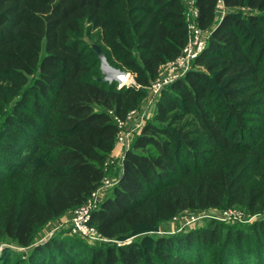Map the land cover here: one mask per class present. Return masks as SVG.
<instances>
[{
  "label": "trees",
  "instance_id": "16d2710c",
  "mask_svg": "<svg viewBox=\"0 0 264 264\" xmlns=\"http://www.w3.org/2000/svg\"><path fill=\"white\" fill-rule=\"evenodd\" d=\"M222 2L219 18V0H197L207 45L160 92L92 212L109 243L39 237L109 176L115 116L140 106L188 41L185 0H0V264H207L205 249L222 264H262L264 250L223 223L126 243L185 211L264 209V131L254 125L264 122V0ZM93 44L136 85L101 81Z\"/></svg>",
  "mask_w": 264,
  "mask_h": 264
},
{
  "label": "rangeland",
  "instance_id": "374dc122",
  "mask_svg": "<svg viewBox=\"0 0 264 264\" xmlns=\"http://www.w3.org/2000/svg\"><path fill=\"white\" fill-rule=\"evenodd\" d=\"M224 10H225V6L218 7L217 14L219 18H221L220 16L223 14ZM241 10L243 13H245L248 11V8H243ZM202 37L206 42H208L209 32H204ZM108 66L110 67V65ZM112 67H110V69H113V73H116V75H121L120 73L117 72L118 70H115L119 68H116L114 66ZM197 67L199 69L204 70L203 66H197ZM104 71H105V74L108 73V71L105 69V66H104ZM121 71L128 72L125 70H121ZM169 75H170L169 70H167L166 67L164 66L159 76L162 79H164L168 77ZM112 76H115V74H113ZM114 82L119 83L118 81H114ZM166 86L167 85H165L163 88H165ZM163 88L159 92L156 93L154 92L152 87H149L147 89L148 91H147L146 96L141 101L140 106L134 109L137 112L135 117L131 121L125 123V125L123 126L122 130L129 135L131 145H132L134 138L139 132H141V130L143 129L148 119H150L153 116V113L155 110V104ZM258 122H259L258 124H254V125L258 126L257 128H259L260 130L255 131V136L260 138L262 136V131H264V122L261 119ZM0 146H2V144H0ZM116 146L120 147L121 151L119 152V154H114L113 153L114 150H113L110 158L108 159V165H107L108 174H109L108 178L111 179L112 181H115V179H117V175L119 174L122 168V161H123V157L126 151V146L121 145V144H116ZM0 176H4V172L1 170H0ZM73 213L74 211L68 212L61 218L49 223L44 228V230L41 231V236L39 237V240H44L46 237L53 236L54 234H59L63 238H66V239L69 236H73L74 233L72 232L70 228ZM260 221H264V209H261L259 210V212H256V213H249L246 208L240 207V206L231 207V208L229 207V208H224V209H217V210H208V211H202V212L185 211L182 214H180L177 218H174L173 220H170L169 222L160 224V226H158L157 229L144 230V231L139 232L138 234L130 237L129 240H126V243L131 242L132 240H135L136 238L137 239L145 238L147 239L145 243L148 246H156V244H158L157 239H161L164 236L167 237L168 235L171 236L173 234H177L180 232L200 230V229L205 228L206 226H212V225H215L216 223H223L225 225H228L230 228H232V230L230 229V231L232 232L231 234L232 238L233 237L238 238V233L243 231V238L248 236L253 241V244H255V246H258L259 250L262 251L264 250V240H263L264 231L259 232V230L258 231L253 230V227H254L253 225H255L257 222H260ZM261 228H264V227H261ZM43 232H45L44 234H47L49 236L42 235ZM259 234L263 235V238H262L263 241L259 240L260 239L258 237ZM110 241L111 240H108V239L106 240V242H109V243ZM112 241L118 242L117 240H112ZM165 247L170 251L179 249L178 243H175V242L173 244H167L165 245ZM181 247L185 248L186 244L181 243ZM200 249L201 248H197L196 251H194L193 254L195 258L201 254ZM220 253L221 251L219 252L218 250H214V252L211 253V251L208 252V250L205 249L202 256L203 257L205 256L204 258H206L207 264H222L224 259L223 257H220ZM262 254L263 255L261 256L260 260L262 264H264V252ZM7 261H9L10 264H14L15 256H8ZM18 264H23V263H18ZM201 264H204V262H202Z\"/></svg>",
  "mask_w": 264,
  "mask_h": 264
},
{
  "label": "built area",
  "instance_id": "2783aa9c",
  "mask_svg": "<svg viewBox=\"0 0 264 264\" xmlns=\"http://www.w3.org/2000/svg\"><path fill=\"white\" fill-rule=\"evenodd\" d=\"M186 3V16L188 21V41L183 47L181 53L174 59L162 65L169 70L170 75L164 79L158 76L151 84L150 87L154 92H159L165 85L171 84L175 80L184 76L191 68L193 62L205 49L207 42L203 39L202 35L204 32L199 24V9L197 6V0H185ZM222 0H219L218 7L223 6ZM160 70V72H161ZM120 72L128 75L125 83L120 82L117 79L110 78L108 74V81L110 83L118 81V87L136 85L135 75L132 72ZM136 110H131L125 119L115 116V120L118 123L119 132L117 135V144L126 146V150L131 146L129 135L122 130L125 123L131 121L135 115ZM115 181H112L108 177L105 178L102 185L92 194L87 203L77 208L71 220V230L74 234L83 236L92 242L106 241L107 239L102 236L96 227L91 224L92 212L96 209L107 189L114 185Z\"/></svg>",
  "mask_w": 264,
  "mask_h": 264
},
{
  "label": "water",
  "instance_id": "95a60500",
  "mask_svg": "<svg viewBox=\"0 0 264 264\" xmlns=\"http://www.w3.org/2000/svg\"><path fill=\"white\" fill-rule=\"evenodd\" d=\"M93 48H94L97 56L101 59V68H102L103 73L105 75L104 77H101L100 79H101V81H108V77L106 76L105 71H104V64L110 65L108 60H107L106 54L102 50L101 46L98 44H93ZM110 67H112V66L110 65ZM115 70L120 71L119 69H115Z\"/></svg>",
  "mask_w": 264,
  "mask_h": 264
},
{
  "label": "bare ground",
  "instance_id": "6f19581e",
  "mask_svg": "<svg viewBox=\"0 0 264 264\" xmlns=\"http://www.w3.org/2000/svg\"><path fill=\"white\" fill-rule=\"evenodd\" d=\"M104 66H105V69L108 71L107 74L109 75V77L117 79V80H119L122 83L126 82V80L128 78V75H126V74H124V73H122L120 71H117V72L120 73L121 75H116V73H113V69H110V67L107 64H104ZM113 74H115V76H112Z\"/></svg>",
  "mask_w": 264,
  "mask_h": 264
},
{
  "label": "crops",
  "instance_id": "0c3cea01",
  "mask_svg": "<svg viewBox=\"0 0 264 264\" xmlns=\"http://www.w3.org/2000/svg\"><path fill=\"white\" fill-rule=\"evenodd\" d=\"M223 6H224V5H223ZM226 10H227V8L225 7V10L223 11V14L226 12ZM223 14H222V15H223ZM120 151H121V148L116 146V147L114 148V152H113V153H114V154H119Z\"/></svg>",
  "mask_w": 264,
  "mask_h": 264
}]
</instances>
